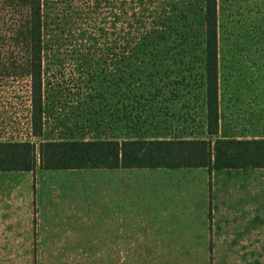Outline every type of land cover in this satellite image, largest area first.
I'll use <instances>...</instances> for the list:
<instances>
[{"label":"rangeland","instance_id":"374dc122","mask_svg":"<svg viewBox=\"0 0 264 264\" xmlns=\"http://www.w3.org/2000/svg\"><path fill=\"white\" fill-rule=\"evenodd\" d=\"M53 1L55 22L63 23L62 50L60 58L42 61L43 137L31 136L27 82L10 85L8 73L0 90V142L29 141L37 150L40 141L153 139L164 109L175 116V137L212 143L264 138V0H216L222 116L215 136L206 134L202 110V0H138L126 12L127 18L134 15L131 26L127 18L112 24V7L126 0H108L94 10V0ZM164 16L172 21H159ZM126 43L156 45L154 58L149 52L142 58H69L72 46ZM119 79L116 89L111 82ZM130 79L140 81L126 89ZM145 87L162 91L148 96ZM237 88L257 91L233 93ZM248 106L262 112L248 113ZM208 174L207 199L199 187L193 198L176 199L180 215L130 238L127 254H107L111 244L104 232L79 230L71 208L40 221L34 205L28 222L24 201L18 200L15 222L0 223V264H264V169Z\"/></svg>","mask_w":264,"mask_h":264},{"label":"trees","instance_id":"16d2710c","mask_svg":"<svg viewBox=\"0 0 264 264\" xmlns=\"http://www.w3.org/2000/svg\"><path fill=\"white\" fill-rule=\"evenodd\" d=\"M94 1L90 10L98 9L102 3L109 4L108 0ZM137 1L126 0L121 8L120 5L112 7V24L127 18L126 12L133 11ZM202 2L201 54L205 82L201 94L207 111V134L215 136L219 119L216 0ZM54 3L53 0H0V64H11L8 68L0 67V90L5 87L4 76L8 73L10 85L27 82L25 86L30 93L28 120L31 136L35 138L43 137L42 96L46 83L42 61L43 58H60L62 50L58 31L63 23L60 19L55 22ZM132 16L127 18L128 26L133 24ZM135 21L137 23L138 18ZM159 21L170 23L172 17L164 16ZM156 49V45L137 43L112 44L105 48L85 44L72 46L69 58H142L146 52L154 58L152 52ZM138 81L128 80L125 88H133ZM122 83L121 79L111 82L116 89L121 88ZM143 89L149 91L148 96L151 91L158 90V95L162 91L158 87ZM171 91L172 97L177 96V89L171 88ZM37 166L42 170L205 168L211 172L264 169V138H217L213 143L204 139L158 140L141 136L124 140H52L40 141L37 150L29 141L0 142V172H32Z\"/></svg>","mask_w":264,"mask_h":264},{"label":"crops","instance_id":"0c3cea01","mask_svg":"<svg viewBox=\"0 0 264 264\" xmlns=\"http://www.w3.org/2000/svg\"><path fill=\"white\" fill-rule=\"evenodd\" d=\"M255 91L257 89L237 88L233 93L252 94ZM220 94L218 88V133L222 116ZM249 107L248 113L253 109ZM202 110L207 134L205 105ZM260 111L254 109L252 112ZM164 113L166 116L159 113L163 120L156 126L153 139L182 138L175 137L176 130L171 122L174 114L165 109ZM208 173L205 168L42 170L38 166L32 172H0V223L15 222L17 207L21 206L18 200L24 201L28 222L33 221L34 205L40 221H45L44 216H62L65 208L69 211L71 208L74 216L71 222L80 224L79 230L104 232V238L111 244L108 243L107 254H127L130 251L126 244L130 238L139 237L150 225L160 229L172 220L173 214L180 215L176 199L193 198L197 187L207 199ZM63 221L58 219V222Z\"/></svg>","mask_w":264,"mask_h":264}]
</instances>
